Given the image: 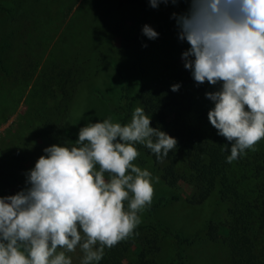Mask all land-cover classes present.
<instances>
[{
    "label": "clouds",
    "instance_id": "clouds-1",
    "mask_svg": "<svg viewBox=\"0 0 264 264\" xmlns=\"http://www.w3.org/2000/svg\"><path fill=\"white\" fill-rule=\"evenodd\" d=\"M161 3L169 0H149L154 9ZM170 18L189 45L183 67L198 85L218 86L204 93L213 104L207 120L229 142L221 148L231 163L264 139V0H188L187 10ZM141 32L148 40L159 36L148 24ZM150 122L137 106L127 123L90 121L75 141L44 147L24 173L25 186L0 196V264H73L66 253L77 249L80 264H99L106 249L128 238L158 180L133 163L136 146L157 162L177 146Z\"/></svg>",
    "mask_w": 264,
    "mask_h": 264
},
{
    "label": "rangeland",
    "instance_id": "rangeland-1",
    "mask_svg": "<svg viewBox=\"0 0 264 264\" xmlns=\"http://www.w3.org/2000/svg\"><path fill=\"white\" fill-rule=\"evenodd\" d=\"M139 1L144 4L126 0H0L7 9L0 10V43L5 44L2 55L7 69L0 72V196L15 194L25 186L24 173L43 155L44 147L75 141L79 128L90 121L111 117L118 122L116 108L123 86L132 96L142 82L154 89L180 83L181 90L193 94L197 111L213 107L204 93L218 86L206 81L198 85L183 67L181 53L189 45L178 39L175 20L170 18L173 12H185L188 0H178L175 5L169 0L155 9L149 0ZM144 24L158 32L157 39L142 35ZM66 88H70L71 98L64 110L61 101L68 94ZM133 103V109L140 106L136 99ZM36 110L46 114L51 110L50 123L36 118ZM172 119L167 114L158 124L170 125ZM151 120L155 121V116ZM138 152L133 163L158 177L153 182L151 204L158 198L179 197L159 207L155 217L165 229L191 240L184 247L186 263L221 264L222 251L202 239L209 222L221 225L225 221L226 212L217 198L213 195L199 206L189 205L186 200L192 187L183 181L168 187L160 176L165 163H153ZM139 215V225L147 223V211ZM131 241L138 242L136 236ZM159 244L157 261L173 258L171 241L161 238ZM66 255L72 257L73 264H80L79 249ZM124 257L125 264H137L134 244Z\"/></svg>",
    "mask_w": 264,
    "mask_h": 264
},
{
    "label": "trees",
    "instance_id": "trees-1",
    "mask_svg": "<svg viewBox=\"0 0 264 264\" xmlns=\"http://www.w3.org/2000/svg\"><path fill=\"white\" fill-rule=\"evenodd\" d=\"M132 1L143 5V1ZM5 9L0 4V10ZM70 8L67 12H70ZM7 10V9H5ZM5 44L0 43V72L6 73L2 50ZM45 89L46 83H42ZM43 88V87H42ZM44 89V88H43ZM61 101L64 110L70 101V92ZM172 92L170 87L150 88L142 82L132 96L126 88H121L119 106V123L124 124L132 115L133 102L136 99L148 116H155L151 127L175 137L176 149L169 152L162 161L157 162L155 155L142 145L137 150L142 152L153 163L163 162L161 180L168 187H174L179 181L192 187V195L186 200L191 206H199L213 195L226 212L225 221L221 224L209 222L202 237L222 251L221 264H264V139L254 146L255 150H246L243 157L226 162L227 152L221 145L229 142L217 135L207 120L210 108L196 110L193 94L189 90ZM36 118L50 123L53 118L51 110L46 114L36 110ZM167 114L173 116L170 125H161ZM157 119V120H156ZM42 123V124H43ZM45 124V123H44ZM177 195L158 198L145 210L148 221L138 225L133 233L120 241L111 249H106L99 264H125L124 254L135 245L137 264H187L184 247L191 243L187 237L162 227L155 217L159 207L170 201L178 200ZM136 236L138 242L133 243L131 237ZM161 238H167L174 247V256L164 262L157 261L161 246Z\"/></svg>",
    "mask_w": 264,
    "mask_h": 264
}]
</instances>
